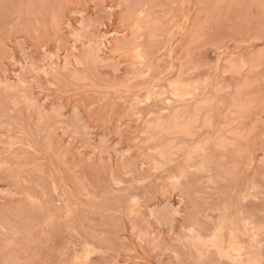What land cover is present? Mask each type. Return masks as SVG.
Returning <instances> with one entry per match:
<instances>
[{
    "label": "rangeland",
    "instance_id": "obj_1",
    "mask_svg": "<svg viewBox=\"0 0 264 264\" xmlns=\"http://www.w3.org/2000/svg\"><path fill=\"white\" fill-rule=\"evenodd\" d=\"M0 264H264V0H0Z\"/></svg>",
    "mask_w": 264,
    "mask_h": 264
},
{
    "label": "bare ground",
    "instance_id": "obj_2",
    "mask_svg": "<svg viewBox=\"0 0 264 264\" xmlns=\"http://www.w3.org/2000/svg\"><path fill=\"white\" fill-rule=\"evenodd\" d=\"M230 238V237H229Z\"/></svg>",
    "mask_w": 264,
    "mask_h": 264
}]
</instances>
